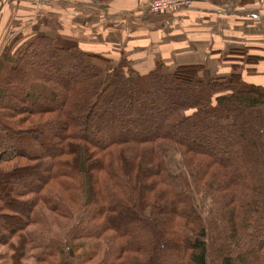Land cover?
Masks as SVG:
<instances>
[{
	"label": "trees",
	"instance_id": "16d2710c",
	"mask_svg": "<svg viewBox=\"0 0 264 264\" xmlns=\"http://www.w3.org/2000/svg\"><path fill=\"white\" fill-rule=\"evenodd\" d=\"M41 210L67 227L28 262ZM80 242L95 250L77 260ZM6 254L9 264H264V85L197 64L142 73L58 35L2 50Z\"/></svg>",
	"mask_w": 264,
	"mask_h": 264
},
{
	"label": "crops",
	"instance_id": "0c3cea01",
	"mask_svg": "<svg viewBox=\"0 0 264 264\" xmlns=\"http://www.w3.org/2000/svg\"><path fill=\"white\" fill-rule=\"evenodd\" d=\"M147 1L0 0V53L16 27L22 37L48 32L107 58L124 56L142 73L197 64L214 77L236 70L264 85V0H193L161 13L148 12Z\"/></svg>",
	"mask_w": 264,
	"mask_h": 264
},
{
	"label": "rangeland",
	"instance_id": "374dc122",
	"mask_svg": "<svg viewBox=\"0 0 264 264\" xmlns=\"http://www.w3.org/2000/svg\"><path fill=\"white\" fill-rule=\"evenodd\" d=\"M22 27L24 28L25 25L21 26L20 28ZM17 29L18 28L16 27L10 28L6 34L7 38L4 40L6 46V48L4 47V49H8V51L12 54H14L17 51L18 47L20 48L24 43L27 42V40H29L28 35H26L25 37L20 36L22 35V33L20 32L18 34ZM45 34L49 35L50 33L46 32ZM104 56L106 57V55ZM66 227L67 225L62 220L55 218L46 210H41L37 224L29 230V235H31V239L30 242L28 243L26 261L28 262L33 261V255L36 251V247L39 244V242L43 241L44 238L48 236H55L61 234L63 232V228ZM94 250H95V246H92L85 242H80L79 249L75 252V257L77 260H79L86 254L91 253ZM2 252L5 251L3 250ZM7 254H6V258L0 261V264H9Z\"/></svg>",
	"mask_w": 264,
	"mask_h": 264
},
{
	"label": "built area",
	"instance_id": "2783aa9c",
	"mask_svg": "<svg viewBox=\"0 0 264 264\" xmlns=\"http://www.w3.org/2000/svg\"><path fill=\"white\" fill-rule=\"evenodd\" d=\"M193 0H148L146 10L152 13L175 12L187 8Z\"/></svg>",
	"mask_w": 264,
	"mask_h": 264
}]
</instances>
